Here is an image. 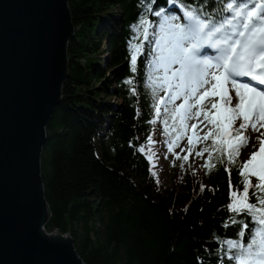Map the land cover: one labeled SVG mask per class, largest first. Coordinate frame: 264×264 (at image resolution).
I'll list each match as a JSON object with an SVG mask.
<instances>
[{
	"label": "trees",
	"instance_id": "trees-1",
	"mask_svg": "<svg viewBox=\"0 0 264 264\" xmlns=\"http://www.w3.org/2000/svg\"><path fill=\"white\" fill-rule=\"evenodd\" d=\"M170 2L207 7L201 0L67 2L74 33L61 99L45 126L40 174L49 213L44 230L68 234L85 264H233L223 241L249 240L234 229L250 217L232 224L227 210L232 191H243L238 170L217 165L206 174L207 153L195 156L197 166L168 155V116L156 117L158 88L153 97L147 78L150 42L132 71L134 26L143 16L154 25L153 13L170 11Z\"/></svg>",
	"mask_w": 264,
	"mask_h": 264
},
{
	"label": "snow or ice",
	"instance_id": "snow-or-ice-1",
	"mask_svg": "<svg viewBox=\"0 0 264 264\" xmlns=\"http://www.w3.org/2000/svg\"><path fill=\"white\" fill-rule=\"evenodd\" d=\"M205 3L207 7H185L182 22L163 10L153 13L160 18L155 27L147 16L141 17L129 43L132 71L137 70L145 43L151 42L150 65L159 75L149 74V87L153 97L158 87L164 90L154 104L156 117L170 116L177 139L185 137L187 122L195 119L187 151H193L194 138L198 144L211 140V145L195 152L198 157L208 154L206 174L222 165L226 171L237 169L242 178L243 191H232L227 210L233 213L232 224L239 223L235 217H250L234 229L249 240L223 241L227 259L233 264H264V133L257 137L258 150L238 164L240 150L249 143L248 133L264 129V0H201ZM200 124L207 128L203 135ZM164 131L169 132L167 119ZM148 143H154L151 136ZM174 144H168L170 153ZM139 151L145 152L144 147ZM154 155L148 156L150 162ZM251 177L256 178L255 185ZM200 190L204 191L203 185Z\"/></svg>",
	"mask_w": 264,
	"mask_h": 264
},
{
	"label": "water",
	"instance_id": "water-1",
	"mask_svg": "<svg viewBox=\"0 0 264 264\" xmlns=\"http://www.w3.org/2000/svg\"><path fill=\"white\" fill-rule=\"evenodd\" d=\"M68 0H0V264H85L72 238L46 232L40 157L61 99Z\"/></svg>",
	"mask_w": 264,
	"mask_h": 264
},
{
	"label": "rangeland",
	"instance_id": "rangeland-1",
	"mask_svg": "<svg viewBox=\"0 0 264 264\" xmlns=\"http://www.w3.org/2000/svg\"><path fill=\"white\" fill-rule=\"evenodd\" d=\"M239 123V121H238ZM202 132V131H200ZM261 133H264V129H260L259 132H252L250 131L248 133V136H249V143L246 147L243 148L242 152H241V155L243 157V162L247 161L248 158H250V154L254 151V150H258L259 148V145L257 143V137L261 135ZM181 145H179L175 151L176 152H180V150L182 151V153H186V155L188 156V159H187V163L188 164H192V165H195L197 166L199 164V160L194 158V155H193V151L191 153H189L186 149V146L183 147V148H180ZM194 148H198V145L195 146ZM169 156H171L172 158H174V156H172V154L169 152ZM254 177L251 178V182L254 181Z\"/></svg>",
	"mask_w": 264,
	"mask_h": 264
}]
</instances>
